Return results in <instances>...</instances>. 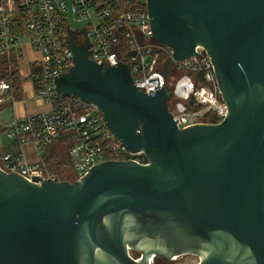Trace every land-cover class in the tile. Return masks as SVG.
<instances>
[{
    "label": "water",
    "instance_id": "1",
    "mask_svg": "<svg viewBox=\"0 0 264 264\" xmlns=\"http://www.w3.org/2000/svg\"><path fill=\"white\" fill-rule=\"evenodd\" d=\"M144 3L173 60L204 48L227 115L179 128L166 86L143 92L128 64L90 59L67 27L72 65L55 90L95 105L147 163L106 160L72 181L0 169V264H150L152 254L264 264V0Z\"/></svg>",
    "mask_w": 264,
    "mask_h": 264
},
{
    "label": "built area",
    "instance_id": "2",
    "mask_svg": "<svg viewBox=\"0 0 264 264\" xmlns=\"http://www.w3.org/2000/svg\"><path fill=\"white\" fill-rule=\"evenodd\" d=\"M71 21L84 24L76 29ZM67 27L73 31L74 44L87 46L90 59L105 66L128 64L134 84L143 92L153 94L166 86L170 98H175L170 110L179 128L216 123L227 115L204 48L186 59L173 60L172 49L151 38L144 0H0V58L14 59L19 69L26 51L33 53L27 61L28 76L37 96L48 106L43 111L13 115L2 125L0 133L4 132L12 145H0L1 170L17 172L29 181L35 177L59 179L45 156L61 137L68 139L64 156L73 180L106 160L147 163L143 153L125 150L95 105L55 90L56 75L72 65ZM180 81L181 95H177ZM17 101L11 80L0 78V106ZM25 145L31 146L33 160H29ZM148 262L155 264V258L150 256Z\"/></svg>",
    "mask_w": 264,
    "mask_h": 264
},
{
    "label": "rangeland",
    "instance_id": "3",
    "mask_svg": "<svg viewBox=\"0 0 264 264\" xmlns=\"http://www.w3.org/2000/svg\"><path fill=\"white\" fill-rule=\"evenodd\" d=\"M137 1V0H135ZM143 1V0H141ZM69 2V0H68ZM69 4V3H68ZM84 22H77V21H71V26L72 28H77L83 26ZM31 52L26 51L25 55L19 60L18 65H19V70L21 72V76L24 82H28L29 80L31 81L30 77L28 76L27 72V60L31 57ZM1 61V60H0ZM174 77L177 76L176 73L173 75ZM173 78L169 77V81H172ZM175 104V98L171 97L168 102V106L170 109L173 110ZM12 114V108L10 106H5L0 110V126L2 127V124L9 119V117ZM0 145L2 148H5L7 145H12L11 142L7 139L6 135L4 132L0 133ZM66 145H58L57 149H60L62 155L64 156V151H65ZM61 155V154H60ZM65 157V156H64ZM34 159V158H33ZM32 159V160H33ZM64 159V158H62ZM54 163H57V160H53ZM61 168V171L65 173L66 175L68 174V161L65 159L63 162V166L61 164H57ZM62 166V167H61ZM56 167V165H55ZM63 168V169H62ZM71 174V172L69 171ZM129 253L132 257L139 256L141 251L140 249H130ZM199 261V257L195 254H184L180 256H173L171 258H166V257H159L158 261L155 262V264H197Z\"/></svg>",
    "mask_w": 264,
    "mask_h": 264
},
{
    "label": "trees",
    "instance_id": "4",
    "mask_svg": "<svg viewBox=\"0 0 264 264\" xmlns=\"http://www.w3.org/2000/svg\"><path fill=\"white\" fill-rule=\"evenodd\" d=\"M143 4V3H142ZM143 6V5H140ZM0 78H5L7 80H11L12 82V91L16 99L21 100L23 96L22 91V77L20 74L19 69L17 68V63H15L14 59L8 60V59H1L0 58ZM7 105L0 106V109L5 107ZM0 129L2 130L1 126ZM67 137H61L58 141L54 142L49 148L48 154L45 156V159L48 163H50V169L57 173L59 179H67L72 181L73 177L69 173V167L68 168V174L66 175L61 171V168L57 164H61L63 166V162L65 161V157L62 155L60 149H57L58 145H67ZM61 154V155H60ZM64 158V159H62ZM54 159L57 160V163H54ZM56 165V167H55ZM61 166V167H62ZM63 169V168H62Z\"/></svg>",
    "mask_w": 264,
    "mask_h": 264
},
{
    "label": "crops",
    "instance_id": "5",
    "mask_svg": "<svg viewBox=\"0 0 264 264\" xmlns=\"http://www.w3.org/2000/svg\"><path fill=\"white\" fill-rule=\"evenodd\" d=\"M28 52H30V51L28 50ZM31 55L33 56V53H31ZM22 91H23V96H22L21 100H18L14 104L7 105V106H10L12 108V114L9 117V119L13 115L31 114V113H35L38 111L46 110L48 107L37 96L30 80L28 82L22 81ZM8 120H6L2 125H4ZM14 147L16 148L15 144H14ZM24 148H25L26 152L28 153L29 160H32L34 158V154L32 153L31 146L25 145Z\"/></svg>",
    "mask_w": 264,
    "mask_h": 264
},
{
    "label": "flooded vegetation",
    "instance_id": "6",
    "mask_svg": "<svg viewBox=\"0 0 264 264\" xmlns=\"http://www.w3.org/2000/svg\"><path fill=\"white\" fill-rule=\"evenodd\" d=\"M159 258V257H158ZM158 258L155 259V262L158 261Z\"/></svg>",
    "mask_w": 264,
    "mask_h": 264
},
{
    "label": "bare ground",
    "instance_id": "7",
    "mask_svg": "<svg viewBox=\"0 0 264 264\" xmlns=\"http://www.w3.org/2000/svg\"><path fill=\"white\" fill-rule=\"evenodd\" d=\"M151 256H153L154 257V255L152 254ZM155 258V257H154ZM138 260V259H137Z\"/></svg>",
    "mask_w": 264,
    "mask_h": 264
}]
</instances>
